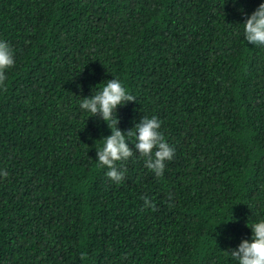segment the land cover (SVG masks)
<instances>
[{
	"label": "trees",
	"instance_id": "trees-1",
	"mask_svg": "<svg viewBox=\"0 0 264 264\" xmlns=\"http://www.w3.org/2000/svg\"><path fill=\"white\" fill-rule=\"evenodd\" d=\"M260 3L0 0V264H238L264 219V46L243 26ZM113 78L137 98L119 129L162 122L161 177L138 153L120 184L98 165L110 130L79 105Z\"/></svg>",
	"mask_w": 264,
	"mask_h": 264
},
{
	"label": "clouds",
	"instance_id": "clouds-1",
	"mask_svg": "<svg viewBox=\"0 0 264 264\" xmlns=\"http://www.w3.org/2000/svg\"><path fill=\"white\" fill-rule=\"evenodd\" d=\"M244 39L252 45L264 46V3L247 16L243 23ZM15 56L12 47L0 40V86L7 79L6 70L14 67ZM136 97L128 92L122 82L113 78L108 80L100 91L89 97L82 98L80 108L90 115L102 119L110 130V135L103 138V146L96 149V157L100 167L107 168L105 175L115 184L124 181L127 168L123 162L138 153L144 158L145 167L157 177L163 176L166 162L171 161L175 149L165 140L160 131L162 122L156 117L144 116L127 131L117 127L119 119L116 114L118 106H123L129 101H136ZM129 138H133L135 151L129 147ZM117 162H120L118 165ZM7 176V172H0ZM145 207H154L147 197L142 198ZM169 201L172 196L169 195ZM247 227H249L247 225ZM251 239L241 240L236 249L225 252L238 264H264V219L252 223Z\"/></svg>",
	"mask_w": 264,
	"mask_h": 264
}]
</instances>
